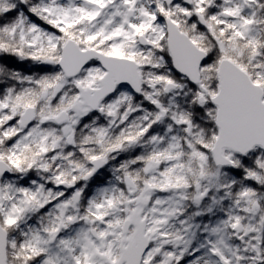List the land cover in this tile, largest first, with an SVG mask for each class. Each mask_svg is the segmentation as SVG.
I'll use <instances>...</instances> for the list:
<instances>
[{"label":"snow or ice","instance_id":"snow-or-ice-1","mask_svg":"<svg viewBox=\"0 0 264 264\" xmlns=\"http://www.w3.org/2000/svg\"><path fill=\"white\" fill-rule=\"evenodd\" d=\"M0 264H264V0H0Z\"/></svg>","mask_w":264,"mask_h":264}]
</instances>
